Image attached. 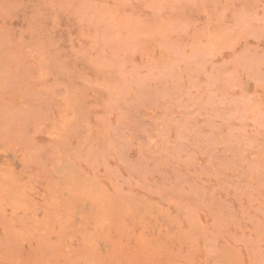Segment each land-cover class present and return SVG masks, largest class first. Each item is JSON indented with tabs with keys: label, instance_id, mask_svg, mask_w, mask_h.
<instances>
[{
	"label": "rangeland",
	"instance_id": "rangeland-1",
	"mask_svg": "<svg viewBox=\"0 0 264 264\" xmlns=\"http://www.w3.org/2000/svg\"><path fill=\"white\" fill-rule=\"evenodd\" d=\"M0 264H264V0H0Z\"/></svg>",
	"mask_w": 264,
	"mask_h": 264
}]
</instances>
